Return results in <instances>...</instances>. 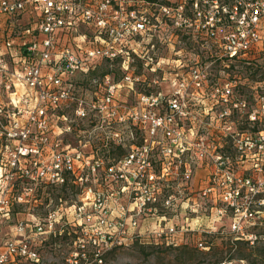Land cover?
<instances>
[{"label":"built area","instance_id":"1","mask_svg":"<svg viewBox=\"0 0 264 264\" xmlns=\"http://www.w3.org/2000/svg\"><path fill=\"white\" fill-rule=\"evenodd\" d=\"M167 1L0 0V17L13 24L33 13L12 61L13 34L0 35V219L14 204L29 214L0 244V264H45V246L64 236L73 242L68 264H103L115 248L211 234L226 220L236 241L264 238V92L248 95L241 81H225L224 110L211 106L200 132L187 122L188 107L197 88L210 86L205 73L139 91L132 69L136 56L151 73L162 68L138 41L151 33L152 6L160 24L185 25L216 43L224 60L256 65L264 0ZM96 59L108 62L96 88L77 87L73 78ZM41 188H72L77 199L60 195L53 204L49 190L38 214Z\"/></svg>","mask_w":264,"mask_h":264},{"label":"rangeland","instance_id":"2","mask_svg":"<svg viewBox=\"0 0 264 264\" xmlns=\"http://www.w3.org/2000/svg\"><path fill=\"white\" fill-rule=\"evenodd\" d=\"M167 2L172 3L173 0ZM158 15L157 6H152L150 9L151 33L144 39L138 38V41L140 49L146 54V58L152 57L155 64L160 62L162 68H157L155 73H151L146 69L143 59L136 56L132 69L141 75V83L138 84L139 91L169 90L170 83L174 78H186L188 80L194 78L193 69H199L201 74L205 73L204 79H208L210 86L205 85L206 89L204 87L203 89L197 88V91L192 94V104L188 107V111L192 112V115L190 114L191 119H188L187 122L189 121L191 126L200 132L207 125L210 117L207 112L211 111V106L215 113L224 110L221 90L224 88L225 81L234 79L241 81V84L239 83L240 88L248 95L257 93V91L264 92V53L259 56L258 61H256L257 64L250 67L238 62L230 63L221 57L216 43L193 36L192 33H189L192 30L185 27L184 24L182 29L178 31L177 27H174V22L166 19L167 17L164 18L166 24L162 25L157 20ZM30 19L33 20V13L30 11L20 16L18 24H13V19L7 16L0 17L1 39L3 36H8V33L13 34V46L9 49L10 53L6 54V57L11 61V54L15 55V52L18 54L20 45L29 39L25 31L30 25ZM15 60H18L17 56H15ZM95 62L97 63L96 68L88 73L79 72L73 78L77 87L89 90L96 88L97 85L94 80H100L102 73L106 71L108 62L100 59H96ZM112 68L116 75L122 74L120 60L115 62ZM176 71L179 72L178 77L175 75ZM218 88L220 92L216 91ZM211 90H213L214 96H211ZM122 95H126L124 89ZM135 97L136 95L132 94L133 100ZM217 100H219L218 103H216ZM44 190L39 189V193L44 197L37 202L36 213L38 214L45 211V202L49 190L53 204L58 201L59 195L65 194L69 202L77 199L76 191L72 188L67 190L45 188ZM31 205L30 202L26 203L27 207ZM20 208L14 204L13 213L10 217H1L0 244L13 236L12 228L19 219L29 217V214H18ZM227 225L228 221H223L220 223V230H215L211 234L189 231L179 233V237L176 238L179 242H174L176 243L174 245L178 247H168V244L172 242H155L154 239L147 242L143 239L110 251L106 254L103 264H222L223 261H231L230 264H264V238L252 243L237 242L234 239L235 236L226 228ZM260 232L264 235V231L261 230ZM200 238L206 241L204 247L196 246L197 240ZM72 250L73 242L70 237L55 238L43 250L45 264H68L66 257Z\"/></svg>","mask_w":264,"mask_h":264},{"label":"trees","instance_id":"3","mask_svg":"<svg viewBox=\"0 0 264 264\" xmlns=\"http://www.w3.org/2000/svg\"><path fill=\"white\" fill-rule=\"evenodd\" d=\"M63 196L65 197L66 195L64 194ZM58 197H60V195ZM237 242H241V241L240 240H237ZM185 246H187V245H185ZM196 246H198V245H196ZM168 247H178V246L177 245H174V243H170V244H168Z\"/></svg>","mask_w":264,"mask_h":264}]
</instances>
